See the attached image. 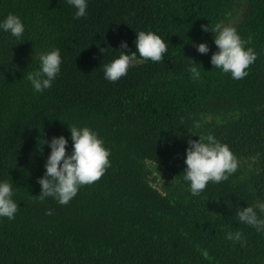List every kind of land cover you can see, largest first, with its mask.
Here are the masks:
<instances>
[{
    "label": "trees",
    "instance_id": "trees-1",
    "mask_svg": "<svg viewBox=\"0 0 264 264\" xmlns=\"http://www.w3.org/2000/svg\"><path fill=\"white\" fill-rule=\"evenodd\" d=\"M241 4L232 25L257 58L236 80L213 68V34L201 25L228 23ZM73 11L66 0H0V19L13 13L25 25L20 43L0 31V179L13 182L19 205L14 219L0 218V264H264V235L236 217L237 206L264 203V0H88L87 17ZM137 30L165 39L164 59L138 58L126 76L106 80L102 65L121 40L122 51H135ZM199 42L209 53L196 51ZM51 46L60 73L35 93L27 73ZM66 123L97 131L111 166L61 205L38 197L49 149L37 144L68 138ZM208 132L239 166L192 196L182 179L186 142ZM145 159L181 188L153 187ZM228 230L242 231L244 246L225 240Z\"/></svg>",
    "mask_w": 264,
    "mask_h": 264
},
{
    "label": "clouds",
    "instance_id": "clouds-1",
    "mask_svg": "<svg viewBox=\"0 0 264 264\" xmlns=\"http://www.w3.org/2000/svg\"><path fill=\"white\" fill-rule=\"evenodd\" d=\"M74 10L73 19L85 18L88 15V0H66ZM202 31H210L216 50L210 56L213 68L222 73L230 74L232 79H243L247 76L248 67L255 62L257 53L252 47H246L235 26L217 22L213 26L201 25ZM0 31L8 33L20 43L25 34V25L21 18L8 13L0 19ZM135 51L125 52L128 44L121 40L119 49L102 65L103 76L106 80L115 82L126 76L129 67L137 59L151 62H162L168 51V43L159 34L152 30L135 31ZM104 48L100 49L101 53ZM196 51L200 54L209 53L207 43L196 44ZM37 66L27 73V80L35 93H41L52 87L53 81L61 70L62 57L60 49L51 46L39 51L35 56ZM191 60V59H190ZM188 72L192 80L201 78L200 68L191 60ZM67 124L69 137L53 135L45 141L39 139L37 148L42 152L46 143L49 149L44 162V172L37 178L40 185V200L51 197L57 203H69L77 194L79 188L97 181L108 167L111 166L110 149L105 146L103 138L97 131L88 125L76 123ZM199 127V125H197ZM198 139L187 140L184 154L185 168L183 181L192 196H198L209 182L220 183L229 178L238 169L239 162L235 154L226 143L221 142L212 133L197 136ZM71 141L70 150L68 149ZM15 188L12 181L0 179V218L12 220L18 211L19 205L14 199ZM52 214L51 210L46 213ZM236 217L238 221L258 234L264 235V203L247 204L245 207L237 206ZM224 239L244 246L246 243L242 231L228 230Z\"/></svg>",
    "mask_w": 264,
    "mask_h": 264
},
{
    "label": "rangeland",
    "instance_id": "rangeland-1",
    "mask_svg": "<svg viewBox=\"0 0 264 264\" xmlns=\"http://www.w3.org/2000/svg\"><path fill=\"white\" fill-rule=\"evenodd\" d=\"M244 4H241L232 9V17L228 23L225 24H233L235 23L243 10ZM146 171H147V181L155 188L159 189L162 192L175 191L180 189L179 182L173 178L168 172H166L163 168L157 165L155 162L145 159Z\"/></svg>",
    "mask_w": 264,
    "mask_h": 264
}]
</instances>
